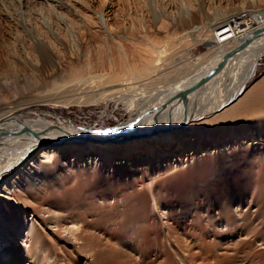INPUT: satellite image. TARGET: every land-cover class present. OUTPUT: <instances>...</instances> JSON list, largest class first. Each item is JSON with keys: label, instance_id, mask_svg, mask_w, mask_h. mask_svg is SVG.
Masks as SVG:
<instances>
[{"label": "rangeland", "instance_id": "obj_1", "mask_svg": "<svg viewBox=\"0 0 264 264\" xmlns=\"http://www.w3.org/2000/svg\"><path fill=\"white\" fill-rule=\"evenodd\" d=\"M185 7L190 9L189 15L194 17L192 26L188 28H183L182 25L183 18H189V15L183 12ZM160 13L163 17L158 22L157 17ZM256 15L264 16V0H0V74H2L0 75V95L4 104L12 107L14 101L30 94L62 97L85 92L86 89L90 90L88 86L91 87L92 85L89 82H87L89 84L87 86V83L82 86L77 83H70L69 68L73 64L74 67L80 66V64L84 65L88 59H94L93 61H95L100 58L97 53L98 49L102 47L108 48L117 44V38L119 40L128 38L134 40L133 44L128 43L126 45L127 55L130 64L134 68L140 69V72L145 68L146 61L144 58L150 48L168 51L166 54L167 58L165 56L163 60L162 69L164 70L161 69L164 72L161 71L160 75L157 76L160 82L158 81L159 83L156 82L150 87L148 86L149 89L153 87L152 91L147 87L145 88L148 92L154 93V89L158 86L161 88V86H168L174 81H179V79L182 80L186 75H189L205 63L211 55L220 54V51L229 49L230 45L220 48L223 45L220 44L217 48L212 49V52L210 50L213 45L212 42L218 43L228 37L226 35L227 32L221 29L226 22H243L244 24H249L250 29L254 28V30L264 27V20L263 24L259 27L257 26L254 20ZM141 21L144 24L143 26L140 23ZM144 26L145 28H143ZM188 31L193 32L191 36L186 37L185 33ZM30 34H33V36ZM41 42H45L54 48L53 52L55 51V53L52 55L54 57H47L46 54L42 55ZM77 46H82L79 48L80 51H77ZM31 47H33V51ZM30 50L36 57L32 55ZM85 50L88 54L85 53ZM75 51L76 55L72 53ZM137 51L139 54H137ZM59 52L62 55H59ZM77 53L81 54L78 56ZM43 57L49 59L46 67L42 63ZM14 60L19 62L18 69L22 76L21 79L12 75V71L7 68L8 62ZM65 60L67 63L68 61L70 62L67 64ZM71 61L73 62L72 65H70ZM14 72H17L16 67H14ZM263 77L264 56H261L258 61L256 74L246 85L244 91L240 93V98L244 97ZM227 82L232 83V77H229ZM69 86L75 87L69 88ZM80 86L83 89H80ZM213 86H216L215 88L218 87L216 91ZM213 86L208 89L212 92H209L211 98L207 99L210 103L222 93L220 82ZM77 89L78 91H75ZM45 100L47 101V98ZM234 104L228 106L227 109ZM38 113L40 116L45 115L43 120L46 123H51L53 120L60 118V121L69 120L73 125L79 127L95 128L93 132L96 133L100 127H114L119 123H126L130 119L125 107L117 105L115 102L99 105H79L78 103L67 104L53 100L38 103L25 117L33 118ZM213 117L216 116L191 121L182 127L179 133L182 134L181 143L183 146H180L179 149L175 148L176 145L173 146L169 150V154L162 157V164L156 165L153 169V171L155 170L153 173L155 177L153 179V187L156 200L160 203L159 206L162 207L160 209L165 214L163 218L156 211L150 192L144 189L146 175L150 171L144 161L142 162L145 158L139 157L136 152L129 155V152L120 150L123 149L122 147L118 148L119 151H116V154L113 153L112 161L107 163L106 168L104 167L105 159L100 158V156L97 158V164L95 163L93 167L91 166L92 161L96 159V154L89 155L84 160H79L76 155L78 151L74 150L71 151L72 153H66L63 159L55 160L57 164L59 163L63 166L58 167L55 164L49 176H47L48 178L43 175V180L33 185L28 182L24 183V180H21V184L18 187L16 185V187L11 189L15 190L14 194H16L19 193L17 192L18 189L22 188V192L27 197H22L20 201L17 198L15 199L14 196H9L11 190H9L8 194L3 189L4 185L10 181H15L17 177L19 178L18 172L8 178L0 185V207L13 206L17 216L25 219L28 223L24 233H27L26 235L29 238L21 239L14 243V246L20 247L19 254L24 259L22 264L27 263L26 259L29 257L28 252L31 245L39 246L45 236L41 231H39L40 234H37L40 237L39 240L38 237L30 236L31 232L35 233L34 228L36 230L40 228L34 222L35 218H47L50 209L69 207L68 209L72 211L75 205L85 206L82 211L79 210L80 216L77 218L84 226V235H88L91 231L101 236L103 233L109 232V229H113L114 231L111 232L113 235L111 234L109 237L114 241L117 239V235L116 237L114 236L115 233L120 229H124L125 225L132 224L133 221V225L136 227L142 224H146L144 225L145 227L149 226L151 232L146 237L144 236L145 233H139L138 237L135 233L134 235L133 233L128 235L133 241L141 238L137 247L135 246L136 249L133 255H137V252L143 249L144 253L147 254V262L150 263H157V260H161L163 263L165 261L166 263L170 261L172 264L175 262L172 260L170 243L164 240L162 233L158 237L154 236L152 234L154 231H171L174 236H180L181 239H178L180 243H177V246H181L179 248L175 247L176 251L179 253L181 251L180 255L185 252L187 254L190 253L191 249L196 250L195 243L197 242L199 247L201 243L205 247L209 245L214 247L218 244L219 239L217 240L213 235L216 229H222V226L214 220L219 217V214L220 216L223 214V212L221 214L219 209L221 200L219 201L218 198H221L224 193L222 190L229 185V181L232 182L229 179L234 175L241 177L248 176V173H250L249 176L257 177L260 174L257 166L260 160H264V153L256 151L251 155L253 158L243 155L246 150L260 146L261 144L258 143L264 142V137H251L250 139L242 140L236 148L226 152L223 146L230 143L227 139L220 137L222 140L218 142L204 141V139L199 138L203 132L196 133L195 129L211 123L214 119ZM251 117L252 115H246L241 120V116H237L236 121L227 122L222 131L238 130V133L241 134V128L246 127L245 131L247 132L249 126L246 125L244 127V125H241V121H249L248 119H251ZM210 128L212 130L211 132L209 131L208 135H215L216 128ZM221 136L224 137L225 135ZM120 143L121 145L129 144L126 141ZM107 144L109 143L104 145ZM62 147L63 145H59L57 148ZM162 150L157 148L154 152H142V155H150L151 159H156L161 157V155H155H158L157 153ZM42 151L43 149H40L32 154L33 156H30L25 167L30 165L31 168L33 163L37 164L40 162L41 165H46L50 162V159L42 158ZM239 153L243 155L237 156L233 160L230 158L231 154ZM215 163L219 165L214 168ZM249 163H251V167L248 166ZM23 170L28 171L29 167ZM212 173L219 175V177L210 178L209 175ZM220 175L225 178L226 182L224 185L219 179ZM252 181H254L252 188L254 190H249L250 194L246 192L247 190H245V193L242 190V194H246L248 201H253V198L258 196L256 190L259 191V182L251 178ZM238 192L241 194V188ZM88 201L89 203L92 202L91 206L88 205ZM247 203L249 204V202ZM104 204H107V206L112 205V207H104ZM73 210L75 211L76 209ZM233 211H231V214ZM229 214L230 211H226L223 215L229 216ZM33 216L36 217L34 218ZM135 216L139 219L138 222H135ZM234 218L235 213L233 212ZM65 224L68 223H61L58 227L49 226L52 237H56L55 240L67 238L68 233L64 231L67 227ZM28 228L29 230H27ZM187 233L195 236V238H191L194 236L189 235L190 249L186 247V239L182 238ZM254 233L256 234L257 230L253 228L244 229V226L240 224L238 230L228 235L227 239L221 242L223 246L216 245V248L221 250L225 247V244L231 239L229 237H233L234 241H241L242 239L247 241L249 237L252 238ZM142 238H145V242L142 241ZM192 239L195 241H191ZM141 242L143 243L141 244ZM14 246L12 244L11 248L13 249ZM110 248L117 249L118 247L114 244L108 247V249ZM254 248L258 252H264L262 246H258V242L254 245ZM95 249H105V246L97 244ZM237 250L239 255H241V250L250 251V248L245 244L240 245ZM70 252L71 247L67 253ZM228 252V254H231L230 252L232 251ZM39 253L41 254L39 256L43 258L44 252ZM46 253L49 254V251ZM160 253L167 254L165 255L166 258L164 255H158ZM55 260L56 256L53 255L52 259H49L48 264H55ZM256 260L259 261V259ZM120 261L117 259L115 261H107L105 264H121ZM260 261L262 263L264 259H260ZM88 262V264H100L99 260L95 261V259L90 258H88Z\"/></svg>", "mask_w": 264, "mask_h": 264}, {"label": "bare ground", "instance_id": "obj_2", "mask_svg": "<svg viewBox=\"0 0 264 264\" xmlns=\"http://www.w3.org/2000/svg\"><path fill=\"white\" fill-rule=\"evenodd\" d=\"M183 12L189 15L190 9L185 7ZM162 17L163 15L160 13L157 17L158 22L162 19ZM263 17L264 16L260 15L254 16V20L258 27L263 24ZM193 20L194 17L190 15L189 18H183V28L192 26L191 24L193 23ZM140 23L142 26L144 25L142 24V21ZM143 28H145V26ZM221 29L224 32H227L226 35H228V37L218 43L212 42L213 45L210 47V50L212 52V49L217 48L220 44H223L220 48L230 45V48L228 47L229 49L222 52L219 50L220 54L216 53L213 56L211 55V57L207 58L205 63L189 75H186V77L182 80L179 79V81H174L168 86H161V88L156 85L158 87L154 89V93L148 92L145 88L147 87L149 89V87L154 83L160 82L159 77L157 76H159L160 72L164 70L162 69L163 60L165 59L168 51L165 49L154 50L150 48L147 55L143 52L145 54V58H143L145 59L146 64L141 73L139 71L140 69L138 70L130 64L129 57L127 55L126 45H128V43L133 44L132 42H134V40H131L130 38L126 40H119L117 38V44L108 48L102 47L98 49L97 53L100 58H97L95 61H93L94 59H88L87 63H83L84 65L80 64V66L75 67L71 61L72 63H70V65L73 64V66L69 68L70 83H77L82 86L89 82L92 85L91 87L88 86L90 90L85 88V92L83 91L81 93L62 97L55 95L36 96L30 94L22 96L23 98L14 101L12 103V107H8L4 104L0 95V185L8 180V178L14 176L17 172L19 175V178L17 177L15 181H10L3 186L4 192H8L9 194V190L16 187V185L18 187L21 184V180H24V183L28 182L30 185L40 182L43 180V175L46 177L49 176L50 171L53 169L55 164H57L55 160L63 159L64 155L66 153H72L71 151H78L76 155L79 160H84L85 157L96 154V159L95 161H92L91 166L93 167V165H95L97 158L100 156V158L102 157L105 159L104 167L106 168L107 163L112 161L111 157L113 156V153L116 154L115 152L119 151L118 148L122 147L123 149L120 150L129 152V155L136 152L139 154V157L145 158L142 162L144 161V164L148 167V170L150 169V171L147 172L146 185H144V189H147L150 192L153 205L160 217L163 218L165 214L161 210L162 207L159 206L160 203L156 200L157 198L153 187V179L155 178L153 174L155 170L153 171V169L156 165L162 164V157L167 156L169 154V150L173 146L176 145L175 148L177 149H179L180 146H183L181 143L182 134L179 133L182 127L186 126L191 121L216 116L213 117L214 119L211 123L200 126L195 130L196 133L203 132L202 136L199 138L204 139V141L218 142L222 139L230 141V143L223 146L226 152L236 148L242 140H247L251 137H264V77L257 84H255L244 97L240 98V93L244 91L246 85L256 74L259 58L264 56V27L254 30V28L250 29L249 24L230 21L226 22ZM192 32L193 31L186 32V37L191 36ZM30 35L33 36V34ZM45 42H41L43 51L42 55L46 54L47 57H51L55 53V51L53 52L54 48ZM52 46L54 45L52 44ZM81 47H78L77 51ZM31 48L33 51V47ZM31 53L34 55L33 52ZM72 53H75L76 55V51ZM85 53H87L86 50ZM58 54L62 55L60 52ZM80 54H78V56ZM137 54H139L138 51ZM47 57L42 58L44 67H46L49 63V59ZM29 59L30 58L28 56V60ZM69 62L70 61H68V63ZM18 66L19 62L16 60L10 61L7 64V68L12 71L11 74L16 76L18 79H21L22 76L20 75ZM14 67L17 69L16 73L14 72ZM217 68L219 69L216 70ZM136 75H138V77H136ZM229 77H232V83L227 82ZM217 82H220L221 84V89H219L222 90V93L216 96L213 99V102L210 103L208 98L211 96L210 93L212 92L208 89H211V86ZM87 85L89 84L87 83L86 86ZM81 86L79 88L83 89ZM71 87L69 86V88ZM74 87L75 86L72 88ZM213 87L215 88L216 86ZM217 88H215V91ZM150 89L149 90L152 91L153 87ZM75 91H78V89ZM46 98L47 101L45 100ZM53 100L67 104L78 103L79 105H99L102 103L108 104L110 102H115L117 105H123L125 107L130 115V119L128 122L119 123L114 127H100L96 133L93 132V129L95 128L79 127L73 125V123L69 120L60 121V118L57 120L52 119L53 121L51 120V123H46V121L43 120L45 119V117H43L45 115L40 116L39 113L33 118L25 117V115L29 113V111H32L34 106L38 103L50 102ZM232 104L234 105L227 109V107ZM246 115H252L251 119H248L249 121H241V125H244V127L246 125L249 126L247 132L245 131L246 127H242L243 129L241 128V134L238 133V130L222 131L227 122L236 121L237 116H241L242 120V118ZM210 127L216 128L215 135H208V133L212 130ZM221 135L225 136L222 137ZM124 141L129 142V144L121 145L120 142ZM106 143L109 144L104 145ZM258 144H261V147L258 146L246 150L244 155L241 153L234 155L231 154L230 158L233 160L237 156L241 155L253 158L251 155L256 151L264 153V142L262 141ZM59 145H63V147L57 148ZM157 148L163 149L157 153L158 155H155H161L160 158L157 157L156 159H151L150 155H142V152H154ZM40 149H43L41 154L42 158H48L50 159V162H53H48L46 165H41L40 162L37 164L33 163L31 168L30 165L28 166V171L23 170L28 168L25 167V165L27 164L30 156L36 151L38 152ZM139 163H141V161H139ZM217 165L219 164L215 163L214 168ZM57 166L62 167L63 165L58 163ZM248 166L251 167V163H249ZM258 167L260 170L258 173L260 174L257 177L249 176L250 173H248V176L241 177L239 175H234L229 179L232 180V182L229 181V185H227L224 189L222 188L224 193L220 199L218 198L219 201H222H220L219 209L221 214L222 212L224 214L226 211H230V214L229 216L223 214L220 216L219 214V217H216L214 220L222 226V229L219 228L216 229L214 233L212 232L214 237L217 238V240L219 239L218 244H216L218 246H223L221 245V242L226 240L228 235L238 230L240 224L244 226V229L253 228L254 230H257V233H254L252 238L249 237L247 241H244L243 239L241 241H234L235 239L233 237H229L231 239L221 250L216 248V245L214 247L211 245L205 247L202 243L199 247V244L197 245L198 242L196 241V250L191 249L188 254L184 251L185 253L180 255L181 251L179 253L175 249V247H178L177 243H180V236H174L171 231H154L152 233L154 236L158 237L162 233L164 240H167V242L170 243L169 247L172 250V260L175 261L173 264H264V261H262V263L260 261V259H264V252H258L254 248V245L258 242V246H262V249H264V160H260L257 168ZM21 172L24 174L21 175ZM40 175H42V177H40ZM209 176L214 179L219 177V175L214 173ZM251 178L258 180L259 191L256 190L258 192V196L253 198V201H248V197L246 194H242V190L244 193L245 190H247L246 192L248 194H250L249 190H254L252 189L254 181L251 182ZM219 179L224 185L226 182L225 178L220 175ZM240 188L241 194L238 192ZM22 191V188H19L17 191L19 193L14 194L15 190H11V194H9V196H14L15 199L17 198L18 201H20L22 197H27ZM247 202H249V204ZM91 204L92 202L88 205L91 206ZM105 206H107V204H104V207ZM107 207H112V205H108ZM68 208L69 207L50 209L48 212L49 216L47 218L36 216L35 218L33 216L35 218V221H33L36 222L40 228H37L38 230L34 228L35 233L31 232L30 229V236L35 238L38 237L39 235L37 234H40L39 231H41L45 236L39 246H34L33 244L31 247L29 246V257L26 259V264H48L49 259H52L53 255L56 256L55 264H88L90 262H88V258L95 259V261L99 260L100 264H105L107 261H115L117 259L121 260V264H172L170 261L167 263L165 261L163 263L161 260H157V263L147 262V254L144 253L145 251L143 249H140V251L137 252V255H133L138 242L141 241V238L133 241L128 234L133 233L134 235L135 233L137 236L139 233H145V237L146 235H150L149 233L151 232V229L149 230V226L145 227L144 225L146 224L143 225L141 223L142 225L136 227L133 225V221L132 224L125 225L124 229H120L117 231L118 233H115L114 236L116 237L117 235V239L113 241L109 237L112 234L111 232L114 231L113 229H109V232L103 233L101 236L91 231L88 235H84V226L77 218L80 216L79 210L82 211L85 206L75 205L72 208V211ZM73 209L76 210L74 211ZM231 211L235 213L234 219L233 212L231 214ZM138 221L139 219L136 218L135 222ZM64 222L68 223L65 224L67 227L64 230L68 233V236L67 238H58L55 240L56 237H52L53 235H51L49 226L58 227L59 224ZM27 224L28 223L25 219L17 216L13 206L8 205L0 207V264H22L24 259L19 254L20 247L17 248L14 246V243H17L21 239L29 238L28 235H26L27 233H24V229L28 227ZM27 230H29V228ZM189 235L190 234L187 233L182 236V238L186 239V247L188 248L190 247L189 245H191V242H188L190 241V239H188L190 238ZM191 238H195V236ZM39 239L40 237H38V240ZM142 239V241L145 242V238ZM191 241L195 240L192 239ZM143 242H141V244ZM12 244L14 246L13 249L11 248ZM97 244H102L105 246V249H95ZM114 244L118 247L117 249H108V247L111 245L113 246ZM245 244L248 248H250V251L241 250V255H239L237 248H240V245ZM78 245H80V247H78ZM180 246L181 245H179V247ZM70 247L71 252L67 253ZM188 248L187 250L190 249ZM48 251L49 254L46 253ZM228 251H232L230 252L231 254H228ZM39 252H44L45 255L43 258L39 256ZM158 255L164 254L160 253ZM256 259H259V261Z\"/></svg>", "mask_w": 264, "mask_h": 264}, {"label": "water", "instance_id": "obj_3", "mask_svg": "<svg viewBox=\"0 0 264 264\" xmlns=\"http://www.w3.org/2000/svg\"><path fill=\"white\" fill-rule=\"evenodd\" d=\"M220 66H221V65H220ZM220 66H219V67H220ZM218 69H219V68H217L216 70H218ZM216 70H214V71H216ZM214 71H213V72H214Z\"/></svg>", "mask_w": 264, "mask_h": 264}]
</instances>
